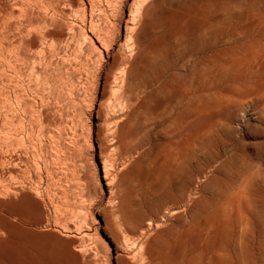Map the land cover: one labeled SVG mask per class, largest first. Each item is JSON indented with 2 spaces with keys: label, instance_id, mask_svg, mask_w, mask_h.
Segmentation results:
<instances>
[{
  "label": "bare ground",
  "instance_id": "1",
  "mask_svg": "<svg viewBox=\"0 0 264 264\" xmlns=\"http://www.w3.org/2000/svg\"><path fill=\"white\" fill-rule=\"evenodd\" d=\"M53 1H55V0H53ZM69 1L70 0H65V1L63 0V2L66 3L65 6L68 5ZM90 1H92V0H90ZM120 1H122V0H120ZM46 2H48V0ZM50 2L52 3V1H50ZM61 2L59 1L58 3L60 4ZM79 2H80V0H79ZM41 3L45 4V0H0V78L2 77V74L6 73V72L2 73V70H3L2 68H3V66L6 67L5 63H6L7 59L11 56V53L15 54L14 58H16L17 62L20 61V58H21L20 55L22 52L21 51L22 50L21 41L25 42L22 39V31H23V27H25L24 22L26 21V18H27L26 13H29L27 11L29 10L28 8H30V7H32L31 8L32 13L35 12L34 8H36V6L41 5ZM48 3H47V6H49ZM51 3H50V5H51ZM80 3L82 4L84 2H82V0H81ZM120 3H118V4H120ZM56 4H57V1H56ZM138 4H139L138 12H140V15L145 16V17L148 16V18H146V19L142 18V21L138 25V28L134 30V32L132 33V36H131L133 39V41H131V42H133V45L135 46L131 50L134 51L135 48H137L136 49V50H138L137 54L134 57L129 58L126 55H123V53L125 54V50H123L124 52L119 50L120 52H123V53L122 54L118 53V54L113 55V57H112V68L110 69L109 72L111 73V70L113 69V65H114L113 63L117 60L118 61L120 60L122 63L121 65H123V66L118 65L121 67L120 71L118 73L114 72V76H113L112 80H110V78L108 77L109 73L107 72L108 76L105 77V79L101 83V91L104 94L107 90L109 83H111V84H113L110 86V87H112V92H111V95L108 96V100L105 102V100H106L105 99L104 100L105 103L103 102L101 104L102 107L100 105H98L99 107L96 111L97 121H100V122L106 124L107 134L105 133L106 136H104V137H106V139H107L106 142L109 143L107 145V147H105V144L104 145L99 144V152L100 153H103V152L106 153V154H104L105 158L101 159L102 160L101 161L102 162V173H103L102 178L104 180L105 187L103 190L100 189V194L97 193L98 192V189H97L96 195L99 194L100 196H99V198L97 196L96 202L98 201V199H99V202H101V200L104 201V204H103L104 206L102 208L104 210H108V212L110 211L109 213H112L111 215H115L116 219L114 220V223L117 220V222H118L117 224H119L123 230H126L124 227L125 225H126V228H127V226L129 227V225H127V222H126V220L128 218H126V215H125V213H126L125 207H126V203H127L126 190L129 188L128 186H131V188L135 189V191L137 192V194H139L140 197H145V198L148 197L149 195H154L155 193H157L156 194V196H157L158 194L162 193L163 191L166 192L165 188H167L168 185L173 186L172 185L173 183L171 184V182H175L176 180H178L176 178L179 177L181 173L185 172L186 169L183 167H186V165H184L183 162L178 163L177 160L181 159L183 156L186 155V153H184V152H188V151H183L182 149H180L183 146L182 140H178L176 142L175 141L176 136H175L174 137L175 142L172 140V138H169L167 140L164 138L166 140V141L164 140L165 144L161 142L162 145L161 144H160V146L157 145V147H155V148L153 147V145L148 146L147 148H149V147L154 148L153 151H150V149L152 150V148L149 149L150 154H148V151H147V153H145L144 151L143 152L140 151L138 148H137L138 152L136 151L137 153L132 152V153L128 154V152H127V154H126V151H124V149H126L127 151L129 149L124 148V146L122 147L121 145H119V142L121 139L120 138V134H121L120 129L122 126V121L124 118H127V116H129V118L131 117L133 120L132 121L130 119L132 121L131 124L134 125L135 119H133V117L139 118V120L141 118L139 116L138 117L134 116V115H137L136 112H137L138 107L140 105L139 106L137 105V107H135L132 104V102H133L132 100L138 99L139 97L136 98V96H137L136 95V96H134L135 98H133V96H131L132 95L131 93H130V95L129 94L126 95L124 92L125 89L123 90V92L121 91L122 86H123L122 84H124V86H125V83H126L125 80L127 78L135 75L137 73V71H142L141 74L145 75V72L143 73L144 70L147 72V69H149L152 65H154L155 63H159L161 61L163 62L166 59H168L169 63H171L169 57H170L171 53H173V51H175V52L177 50L179 51L178 47H181L184 45L189 46L190 45L189 43H191L193 41L196 42L197 39H200L203 36H204V38H208L209 39V40L207 39L208 41H211L212 39L216 38L218 35L228 34L229 37H227V38H229V39H227V42H229V44L217 49L213 54H211L212 57L209 55L211 58L209 59V57H208V60L205 61L204 65L203 64H202L203 66L200 65V68H198L195 72H192V69H191L190 73L192 72V74H191L192 77L189 76V77H191V79L185 78V77H184V79H183V77H182V79H179V80H182L183 83L187 79L188 80L190 79L191 82H189V83H192V85H191L190 90L188 92L187 91L181 92V91L177 90V88L174 89L173 86H175L176 83H175V85H172V87L167 86V84L165 82H164L165 85H161V83H162L161 80H159V81H161L160 82L161 86H159V88L157 87L158 88L157 90L155 89V90L149 92L147 95H145V93H144L145 92L144 88L146 90V88H148V87L146 85H145L146 87H141L142 90L144 91L143 92L141 90V92H143L144 95L146 96L144 98L145 100H144L143 105L149 103V106H150V103H151V105H152V106H150L151 108L152 107L155 108L157 105H159L160 103L163 102L162 101L163 99H161V97H160L162 95L167 99L172 97L173 101L175 99V98L173 99V97L179 98V100H180L179 104L180 105L178 103H175V101L174 102L171 101V103H173V104L175 103V105H174L175 108H177V104L179 105L178 106L179 108L175 112V114L172 111V114H174V115L172 116L171 125H169L170 123H167V128L170 129L169 128V126H170L172 128V132L175 131L176 133H178L177 130L182 131L181 128L182 129L185 128L186 129L185 131H187V133L185 132L186 134H184V135L186 137V141H188L189 146L191 144H193V145L196 144L197 146L199 145V147H201V148H203L202 146H204L205 144H206V146H208L209 141H211V143L209 144V145H211L212 144L211 139L214 138L213 136L215 134L219 133V132L218 133L215 132L216 131L215 129L218 127L216 125V122L217 123L219 122L218 125L222 124L220 122H223V125H221V127H220L222 131H223L222 126L229 125V124H227V125L224 124V121H218L222 117L223 114L225 117L228 116V118L231 120L232 123L238 122L239 120H241L242 118H244L245 116H247L249 114V110L246 109L249 106L247 105V107L244 108L246 105L243 106L240 104L243 102L242 98L244 97L243 100H246V98H245L246 96L254 95L257 93H261V92L264 93V0H140V2H138ZM63 5H62V7H63ZM69 5H70V3H69ZM41 6L44 7L43 5H41ZM71 6H72V3H71ZM54 7H56V6H54ZM62 7H61V9H62ZM87 8H88V6H87ZM93 8H94V6H93ZM131 8H133V7H131ZM52 9H54V8H52ZM67 9L68 8H65L63 11L66 13ZM31 10H29V11H31ZM102 10H104V9H102ZM36 11H38V10H36ZM49 11H51V10H49ZM55 11H57V10H55ZM81 11H82V9H81ZM42 13L44 14L45 12H42ZM60 13H61V11H60ZM62 14H63V12H62ZM62 14H60V15H62ZM66 14L68 15L70 13H66ZM90 14H92V13H90ZM38 15H39L38 16V19H39L40 14H38ZM51 15L52 14H50V16ZM55 15H57V14L55 13ZM67 15H64V17L65 16L67 17ZM33 16L34 15H32L31 18H33ZM24 17H26V18L24 19ZM41 17H42V15H41ZM89 17H90V15H89ZM129 17H130V15H129ZM31 18H29V19H31ZM36 18L37 17H35V19ZM45 18H47V15L45 16ZM45 18H42L41 21H43ZM55 18L56 17L51 18L52 21ZM60 18H62V17H60ZM108 19H110V18L108 17ZM32 20H34V19H32ZM32 20H30V21H32ZM47 20H48V18H47ZM56 20H58V19L56 18ZM69 20L70 19H68V17H67V21H69ZM99 20H101V19H99ZM58 21L57 22L54 21V23L55 22L59 23V25L56 26L57 29H53V27H50L51 29L47 30V32H44V34H46V35H43V37L47 36V37L53 38V39L56 38L57 41H59V43H60L61 41H65V40L67 41V37H70V36H68L69 31L67 32V30L64 27H62L63 23L66 20L64 19L63 21H61V22H63L62 25ZM131 21H132V19H131ZM133 21H134V19H133ZM27 22H29V21H27ZM70 22H72V21L70 20ZM70 22H69V25L71 24ZM39 23L40 22H38V25H39ZM44 23H45V21H44ZM46 23H47V21H46ZM72 23H74V22H72ZM102 23L103 22H101L99 26H101ZM254 23L257 24V28H256V32L253 33V32H250L251 31L250 28L252 27V24L254 25L252 27V29L255 27L256 24H254ZM29 24L33 25L34 23L29 22ZM29 24L27 23V25H29ZM35 24H36V22H35ZM64 24H68V22H66ZM126 24L129 25V23H127V22H126ZM25 25H26V23H25ZM46 25L44 24V26H46ZM74 25H75V23H74ZM128 25H127V28H128ZM133 25H135V24H133ZM54 26H55V24H54ZM66 26H68V25H66ZM77 26H75V27H77ZM104 26H105V24H104ZM110 27L112 28V26H110ZM135 27H137V26H135ZM84 28H86V25L84 26ZM111 28H110V30H112ZM101 29H102V26H101ZM104 29H105V27H104ZM234 29L238 32L237 34L230 32L231 30H234ZM69 30H71V29H69ZM109 31H108V33H109ZM113 31H115L114 26H113L112 32ZM99 32H100V30H99ZM42 33H43V31H42ZM72 33L74 34V32H72ZM76 33H77V30H76L75 34ZM39 34L40 33H38L36 35H39ZM79 34H80V32H79ZM101 34H99V37L101 36ZM103 34H105V33H103ZM110 34L113 35V33H111V31H110ZM31 35H32V33H31ZM69 35H71V34L69 33ZM130 35H131V33H130ZM87 36H89V35H87ZM91 36H93V35H91ZM220 37H222V36H220ZM106 38H105V40H106ZM75 39H76V37H75ZM92 39H94V38H92ZM220 39L221 38L218 39L219 42H220ZM36 40H38V39H36L34 36H32L30 38V43L35 44V43H37ZM108 40H110L109 44H111L113 37H112V39H110V37H109ZM73 41H75V40H73ZM88 41H89V39H88ZM94 41H93V44H94ZM115 41H116V39H115ZM197 41H199V40H197ZM195 42H193V43H195ZM219 42H216V44H218ZM42 43H44V41ZM42 43H40V45ZM46 43H47V41H46ZM68 43L69 42L67 41V44ZM203 43H205V42L203 41ZM23 44L24 43H22V45ZM130 44H128V45H130ZM44 46H43V48L46 47V46L45 47ZM121 46H122V44H120L118 49H120ZM187 46H185V48ZM26 47H27V45H26ZM72 47H73V45H72ZM110 47L111 46L109 45L108 50L110 49ZM37 48H38V46H36V49ZM61 48L62 47L57 48V50L58 49L60 50ZM63 48H64V46H63ZM76 48H77V46H76ZM176 48H177V50H175ZM185 48H182V49L183 50L188 49V48H186V49ZM214 48H216V46H214ZM36 49H34V50H36ZM47 49L45 51H47ZM85 49L83 50L84 53L86 52ZM210 49H212V47ZM41 50H42V48H41ZM49 50L50 49H48V51ZM69 50H70V47H69ZM99 50H101V49H99ZM42 51H44V50H42ZM29 52L30 51H28L27 53H29ZM33 52L34 51H32L31 53L34 54ZM67 52H68V49H67ZM96 52L97 51H95V53ZM100 52H102V50ZM49 53H50V51H49ZM25 54H26V52H25ZM54 54H56V53H54ZM71 54H72V52H71ZM97 54H99V52H97ZM50 55H52V54H50ZM111 55L112 54H110V56ZM175 55H176V53H175ZM178 55H180V54H178ZM33 56L35 57V55H33ZM77 56H78V54H77ZM108 56H109V54H108ZM40 57H42V56H40ZM48 57H49V54H48L47 58ZM172 57H173V55H172ZM172 57H170V58H172ZM178 57H175V58H178ZM23 58H25V56H23ZM27 59H28V57H27ZM31 59H32V57H31ZM39 59H41V58H39ZM173 60H174V57H173ZM173 60H172V62L175 61V60L174 61ZM202 61H203V59H202ZM12 62H13V60H12ZM33 62H35V61H33ZM52 62H53V60H52ZM162 62H161V64H162ZM169 63L167 62V64H169ZM199 64H201V63L199 62ZM12 65H13V63H12ZM104 65H106V64H104ZM116 65L117 64H115V68H116ZM160 66L162 67V65H160ZM195 67H197V66H195ZM100 68L101 67L99 66V69ZM99 69H98V71H101ZM152 69H153V66H152ZM5 70H7V69L5 68ZM20 70H22V67L20 68ZM118 70H119V68H118ZM157 71H158V68H157L156 72ZM18 72H19V70H18ZM156 72H154V73H156ZM163 73H165V72H163ZM147 74H150V72L149 73L147 72ZM186 74H188V72ZM10 75H11V73H10ZM139 75H140V73H139ZM7 76H9L8 73H7L6 77ZM155 76L157 77L159 75H155ZM172 76H170V77H172ZM110 77H111V75H110ZM162 78H164V77H162ZM131 79H133V78H131ZM152 80H153V78H152ZM9 81H12V80H9ZM17 81L19 82V79ZM134 81H136V79ZM139 81L144 82L143 79L138 80V83H139ZM163 81H165V80H163ZM2 82H4V81H2ZM94 82H95V79H94ZM148 82H150V81H148ZM180 82L181 81H179V83ZM10 83H13V82H10ZM6 84H7V81H6ZM94 85H96V84L94 83ZM131 85L134 87L137 85V83L133 82V84L131 83L129 86H131ZM180 85H183L184 86L183 88L185 89L184 84L180 83ZM91 86H93V85H91ZM8 88H9V86H8ZM152 88H154V87H152ZM152 88H150V89H152ZM134 89H136V88L134 87ZM150 89H149V91H150ZM13 90L15 91V89H13ZM125 91L128 92V90H125ZM134 91H136V90H134ZM182 91H184V90H182ZM5 92H6V90H5ZM17 92H18V89H17ZM131 92H132V90H131ZM137 92H139V91L137 90ZM5 94H7V93H5ZM17 94H19V93H17ZM137 94H139V93H137ZM20 95H21V93H20ZM260 95H262V94H260ZM104 96H106V94H104ZM141 96H143V95H141ZM255 96H257V95H255ZM255 96H253V97L255 98ZM251 97L249 99H251ZM258 97L261 98V96H258ZM93 98L94 97L90 98L91 101ZM237 99H240V100H237ZM261 99H263V98H261ZM2 100H4V99H2ZM100 100H101V98H100ZM229 100L234 102V103H232V104L229 103L230 102ZM138 101H141V99H139ZM239 101H241V102H239ZM3 102L4 101H2V103ZM251 102H252V99H251ZM12 103H14V102L12 101ZM20 103H22V101ZM136 103H138V102L136 101ZM136 103H135V105H136ZM163 103H165V102H163ZM168 104H169V102H168ZM256 104L257 103H255V105ZM20 106H21V104H20ZM133 107H135V108H133ZM253 107H252V109H253ZM141 109L142 108L140 107V111H141L140 113H143L145 111V109L143 110V112ZM6 110H7V107H6ZM165 110H163V111H165ZM153 112H150V114L152 115ZM19 113H20V111H19ZM147 113H148V111H147ZM251 113H252V111H251ZM253 113H255V112H253ZM1 114H2V111H0V115ZM155 114H157V113H155ZM161 114L164 115V113H161ZM166 114H168V113H165V115ZM169 114H170V112H169ZM4 115L6 116L7 113H5ZM143 115H145V113L142 114V116ZM154 115H152L153 116L152 120L154 119V117H156ZM12 116H14V115H12ZM152 116H149V117H152ZM18 117H19V115H18ZM149 117H146L147 120ZM163 117L165 118L166 116H162L161 118H163ZM170 117H171V115H170ZM170 117L168 116V118H170ZM11 118H13V117H11ZM144 119H145V117H144ZM165 119H167V118H165ZM142 120H143V118H142ZM150 120L151 119H149L148 121L152 122V120L151 121ZM154 120L156 121V119H154ZM159 120H161L160 117H159ZM163 120L164 119H162L161 121H163ZM137 121H138V119H137ZM144 121H146V119ZM168 121H166V122H168ZM13 122H14V120H13ZM225 122H226V120H225ZM129 123L130 122H128V124ZM137 123L135 125H137ZM156 123H155V125H156ZM164 123L165 122H163L162 124L161 123H159V124L163 125ZM228 123H230V122H228ZM133 125H130V126H133ZM138 125H140V123ZM150 125L151 124H149V126ZM3 127L5 128V126H3ZM103 127H105V126H103ZM231 127H233V126H231ZM7 128H9V127H7ZM220 128L218 130H220ZM16 129H18V128H16ZM98 129H100V125L98 126ZM123 129H125V128H123ZM133 130H134V127H133ZM162 130H163L162 131V133H163L165 130L164 129H162ZM3 132L4 131H2V133ZM172 132L169 131L167 133L169 135L170 133L172 134ZM5 133H7V132H5ZM5 133H3V134H5ZM12 133H15V132H12ZM17 133H19V131ZM122 133H124V132H122ZM165 133H163V134H165ZM12 135L15 136V134H12ZM16 135L19 136L18 134H16ZM0 136H1V133H0ZM122 136H124V135H122ZM178 137H179V135H178ZM217 137H218V135H217ZM128 138H129V136H128ZM179 139H181V138H179ZM217 139L218 140L221 139L220 134H219V137L216 138V140ZM13 140H12V142H13ZM15 141H16V139H15ZM19 141H21V140H18V142ZM160 141H162V140H160ZM213 141L215 142L214 139H213ZM7 143H9V141H7ZM128 144H126V145H128ZM2 145L4 146L5 144H2ZM12 145H14V144H12ZM122 145H123V143H122ZM178 145H180V148L178 147ZM193 145L191 147H193ZM196 145L194 148L201 149V148L197 147ZM200 145H202V146H200ZM214 145H215V143H214ZM154 146H156V144ZM131 147H132V145H130L129 148H131ZM134 147H136V146L134 145ZM134 147H133V150H136V149H134ZM14 148H16V147H14ZM171 148H172V150H170ZM143 150L146 151V148ZM9 151L10 150H8V152ZM0 152H1V150H0ZM8 155H9V153H8ZM2 157L0 159H3ZM11 157H12V155H11ZM19 157L21 158V156H19ZM187 157H189V156H187ZM238 157L239 156L237 155V157H235V158H238ZM5 158H7V157H5ZM5 158L3 159V161L0 160L1 163L4 162ZM13 158H15V157H13ZM232 158H233V155H232ZM235 158H233V160H229V161L224 160L220 163H217L216 165L211 167V169L208 167L210 170L207 171V173H205L204 178L198 184L199 187H197L199 189V191H201L202 193L200 195L198 193V195H197L198 197L196 196V197H193L191 199H189L190 197L188 198V200H190V202H189L190 204L187 207L188 208L187 213H184V214H183V212L177 213V210L180 206L176 210H175L176 206H174V208H170L169 210L168 209L165 210V208H164L165 211H167L168 213H170L172 215V218L174 221H171V222L169 221V220H171V218L170 219H169V217L167 218V215H166L167 212H165V211H164L165 214H163V215L158 213V216L161 215L159 217H155L154 216L155 214H154L153 215L154 217L150 218L152 216L148 215L150 217H146L147 218V221H146V219H143V217L147 211L144 213V210H143L144 208H143L142 209L143 214L140 213L141 215L137 216L136 220H134L135 225H134V221H133L134 228L136 226V230L138 232L135 233L136 234L135 236L133 235L132 239L128 238V237H124V245H123L124 251L121 249H118V248L116 249L117 251H116V257H115V264H132L130 260H134L135 264L137 262L139 264H254V263H252L253 257L250 253L251 246L254 247L253 244L254 245L257 244L258 246L257 245L255 246L256 249H258L260 251V249H259L260 246H261L262 250L264 249V229H263V227H264L263 226V222H264L263 220L264 219L262 218V217H264V215H263L264 212H262L264 210L263 209L264 208V199H262V200L255 199L254 195L256 193L253 194V196H252L251 188H253L254 182H256L258 180L257 176L259 175V173L257 174V172H255V173L253 172L252 169L254 167H250L249 168L250 171L249 172L247 171L249 166L245 167V164H248V163H246V160L248 157L244 159V156H241V160H243V161L236 160ZM9 159H10V157H9ZM238 159H240V158H238ZM5 162H4V165L6 164ZM10 162H12V161H10ZM19 162H20V160H19ZM242 162H245V164ZM247 162L253 163V161L250 162L248 160H247ZM10 164H12V163H10ZM13 164H14V162H13ZM17 164H19V163H17ZM180 164L181 165L183 164L182 165L183 167ZM211 164L209 163L208 166ZM6 165H8V163ZM255 165H256V163H255ZM251 166H254V164ZM14 167H16V166H14ZM25 167H26V165H25ZM204 167H205V169H208L206 166H204ZM1 168H3V166ZM6 168H9V166H7ZM30 168H31V166H30ZM183 169H185V170L183 171ZM1 171H2V169H1ZM66 171H68V169ZM256 171H258V170H256ZM49 172L50 171H48V173ZM9 173H11V172H9ZM51 173H52V171H51ZM252 173H254V174H252ZM67 174L68 173H66V175ZM251 174H252V176H251ZM253 175H256L255 176L256 178H254V179H257V180L254 181ZM95 178H97V177H95ZM5 179L3 182L1 181L0 185L6 181ZM58 180L60 181V179H58ZM262 181H263V178H262ZM262 181H261V183H262ZM66 182H67V180H66ZM181 182H183V181H181ZM6 183L8 185V183H10V182H6ZM53 183H54V181H53ZM185 183H181L182 189L185 187ZM96 184H98V181ZM63 185H65V184H63ZM98 185H96V186H98ZM258 185H260V184L258 183ZM2 186L5 187L6 186L5 183ZM56 186H58V185H56ZM257 186L255 187L256 189H257ZM6 187L9 189L8 186H6ZM99 187L101 188L102 186H99ZM99 187H97V188H99ZM126 187H128V188L126 189ZM11 188H10V190L12 191ZM64 188L65 187L62 186L63 191L65 190ZM67 188H68V186H67ZM6 189L4 188L3 190L5 191ZM14 189H16V188H14ZM256 189L255 190L253 189V190L256 191ZM1 190L2 189H0V191ZM261 190L264 191L263 188ZM4 191H2V192H4ZM63 191H61V192H63ZM69 191L70 190H68V193H69ZM254 191H253V193H254ZM66 192L67 191H65V193ZM93 192H94V190H93ZM130 192H131V194H133L132 193L133 190ZM130 192H128V193H130ZM257 192L259 194V190H257ZM12 193H13V191H12ZM78 193H79V191H78ZM7 194L9 195L10 192L6 193V195ZM56 194H58V193H56ZM67 194H65V195L68 196L69 194L68 195ZM90 194L91 193H89V195ZM93 194L94 193H92V195L90 197L91 199H93V197L95 198V196H93ZM6 195H5V197H6ZM72 195H74V194H72ZM165 195H167V193L164 195L163 194L161 195V199H163V202H164L165 198H166V200L168 199L167 197H165ZM259 195H262V194L260 193ZM70 196H71V194H70ZM133 196H135V195H133ZM15 197H16V195H15ZM140 197H137V198L139 199ZM157 197H156V199H157ZM8 198L10 199V195ZM137 198H136V201H137ZM152 198H154V197H152ZM128 199L130 202V198H128ZM170 199L173 200L174 198L172 199V197H170ZM5 200H7V198ZM53 200H54V198H53ZM56 200H57V204L61 203V202H58L59 201L58 199H56ZM76 200H77V197H76L75 201ZM79 200H80V198H79ZM94 200H92V201H94ZM141 200H142V198L140 199V201ZM146 200H147V198H146ZM49 201H50V199H49ZM52 201H50L51 204H52ZM85 201H87V200H85ZM173 201H175V200H173ZM67 202H68V200H67ZM99 202H97V203H99ZM141 202H143V201H141ZM50 203H45V205L50 204ZM54 203H55V200H54ZM68 203H71V202H68ZM136 203L139 204V202H136ZM144 203H145V201H144ZM150 203H152L151 197H150ZM160 203L157 205L159 206ZM165 203L166 202H164V204ZM185 203H183V204H185ZM0 204H6V202L0 201ZM57 204H55V205H57ZM74 204H76V203H74ZM141 204H142L141 206L145 205V204L143 205V203H141ZM22 205L23 204L21 203V206ZM134 205H137V204H134ZM146 205H147V203H146ZM51 206H53V205H51ZM57 206H59V205H57ZM90 206H93L92 203ZM137 206H139V205H137ZM1 207H2V205H1ZM130 207L131 206H129V208ZM133 207H135V206H133ZM149 207L151 208V206H149ZM159 207H158V209H159ZM163 207H160V208H163ZM56 208H58V207H56ZM84 208L82 210H84ZM59 209L60 208H58V211H59ZM75 209H77V207L74 208V213L76 212ZM146 209H148V208H146ZM158 209H156L155 211H157ZM87 210H88V208H87ZM161 210H163V209H161ZM134 211L137 212L136 210H134ZM68 212H70V210ZM86 212H88V211H86ZM86 212H84V214ZM139 212H141V211H139ZM139 212H137V213H139ZM157 212H155V213H157ZM159 212H160V209H159ZM40 214H42V213L40 212ZM88 214H89V212H88ZM101 214H102V212H101ZM9 215H11V214H9ZM72 216H76V215L72 214ZM72 216H70V217H72ZM48 217H49V215H48ZM87 217H88V215H87ZM106 217H108V216L106 215ZM127 217H128V215H127ZM47 218H46V221L48 220ZM78 218H79V216L77 217V219ZM104 218H105V216H104ZM148 218H150V219H148ZM58 219H59V217H58ZM68 219H69V217H68ZM92 219H93V217L91 216V221H92ZM10 220L5 218L4 216L0 215V223L2 225V228H0V264H62L67 260V256L65 255V249L66 248H67V253H69V255H71L76 260L77 259L79 260L78 255L71 250L74 245L71 246L70 250H68L69 244L72 242V241H70V239L69 240H61L55 235L47 234L48 232L44 233V232L34 231L31 229L22 228L21 224H23V223H21L19 225L17 223H14L15 220H14V222H12V218H10ZM44 220H45V217H44ZM87 220H89V219H87ZM111 220L113 222V218ZM111 220L109 221L110 223H111ZM143 220L146 221V223L142 224ZM94 221H95V219H93V222ZM166 221L168 222V225L166 223V225H165L166 227L165 226L162 227L163 223L165 224ZM57 222H58V220H57ZM59 222H58V224H60ZM62 222H63V218H62ZM93 222H92V224H94ZM124 222H126V224ZM129 222L128 223L131 226H133L131 224V219ZM46 223L48 224V222H46ZM53 224H55V223H53ZM76 224H77V222H76ZM89 224H90L89 222H88V224L86 223L87 226ZM139 224H142L143 226L140 225L141 227H138ZM62 225H65V224L63 223ZM41 226H43V225H41ZM83 226H85V224ZM115 226H113V227H115ZM68 227H69V224H68ZM90 227H92V226H90ZM27 228H29V227H27ZM65 228H67V227H65ZM83 228H85V227H83ZM137 228H140V229L138 230ZM32 229H36V228L32 227ZM60 229H62V228H60ZM71 229H72V227H71ZM85 229H87V228H85ZM94 229H95V227H94ZM118 229H120V228H118ZM41 230H43V229H41ZM152 230L154 231L153 234L151 233ZM65 231H67V230H65ZM87 232L85 231L84 233H87ZM97 232H98V230H97ZM110 233L113 234L114 239H116V237L118 236V234L114 235V233H112V232H110ZM116 233L117 232H115V234ZM4 234H7V236H4ZM128 234L130 237L134 233H132V234L128 233ZM94 235L96 236V234H94ZM98 236H97V238H100ZM125 236H128V235H125ZM81 237L83 238V236H81ZM81 237H79V238H81ZM69 238H71V236H69ZM84 238L86 239L85 236H84ZM91 239L93 241V238H91ZM95 239H96V237H95ZM44 240H53L54 242L57 241L58 245L46 246L44 244L45 242L44 243L42 242ZM73 240H74V238H73ZM119 240L120 239L117 238V241H119ZM87 241H90V239ZM98 241L100 242V244H103V242H101V239H98ZM80 242H83V241H80ZM119 242L121 243V244L120 243L119 244L122 246V242L121 241H119ZM72 243H74V241ZM84 243H86V242H84ZM100 244H97L96 248H98L97 246ZM89 245H85V246H89ZM75 246H76V244H75ZM93 246L91 248H93ZM80 247H81V245H80ZM257 247H259V248H257ZM74 248H77V246ZM103 248H104V246H103ZM92 250H95V249H92ZM107 250H108V248H107ZM107 250L105 251V253L106 252L108 253ZM76 251H78V250H76ZM98 251H100V250H98ZM263 251H260L261 254ZM99 253H101V252H99ZM80 254H81V252H80ZM89 254H90V252H89ZM103 254H104V252H103ZM107 255H105V256L108 257ZM94 256H96V255H94ZM98 256L100 257V254ZM105 256H104V258H105ZM258 256H261L264 258V256H262L260 254L257 255V257ZM85 257H83V258H85ZM87 259H89V257ZM99 259H97V261ZM109 259H110V256H109ZM84 261H85V259H84ZM84 261H83V263L85 264ZM92 261H93V259H92ZM134 261H132V262H134ZM102 262H103V260H102ZM76 264H77V261H76ZM106 264H108V262Z\"/></svg>",
  "mask_w": 264,
  "mask_h": 264
},
{
  "label": "rangeland",
  "instance_id": "2",
  "mask_svg": "<svg viewBox=\"0 0 264 264\" xmlns=\"http://www.w3.org/2000/svg\"><path fill=\"white\" fill-rule=\"evenodd\" d=\"M46 1L47 0H45V4L41 3V5H43L45 8L42 7L41 5L36 6V8H34L35 12L32 13V10H31L32 7H30L28 9L31 10V11L28 10L27 12H29V13H26L28 15V16L26 15L27 18L24 17V19L26 18V21L24 22V26L25 27H23V31L24 32L22 31V39L25 42L21 41V46H22L21 47L22 48L21 51L22 52H21V55H20L21 56L20 61L17 62L16 58H14L15 54L11 53V56H10L11 58L9 57L10 59L8 58L6 63H5L6 67L3 66V68H2L3 69L2 73H4V72H6V73H4L5 75L2 74V77L0 78V87H1L0 88V108H1L0 111H2V114L0 115V131L2 130V131H4L3 133H5V132H7V133H5L6 134L5 135V134L2 133V131L0 132L1 133V136H0V139H1L0 140V150H1L0 158L2 156H3L2 157L3 159L5 157H7L8 159L5 158L4 162L7 160L5 163L6 164L8 163V165H6V164L4 165V162H2L3 163L2 164L1 161H0V164L4 168V169L1 168L2 166L0 165V176H1L0 177V183H1V181L3 182L4 179L6 178L5 179L6 181L4 183H5L6 186L9 187V189L6 186L5 187L2 186V185H4V183H2L0 185V189H2L0 191V195H1L0 196V201L6 202V204H0V215L4 216L5 218H7L9 220H10V218H12V222H14V220H15L14 223H17L19 225L21 223H23V224H21L22 228L31 229V230H34V231L44 232V233L48 232L47 234L55 235L61 240H69L70 239V241H72V242L74 241V243L71 242L72 244L71 243L69 244L68 250H70L71 246L74 245L71 250L78 255L79 260L78 259L76 260L71 255H69V253H67V248H66L65 249V255L67 256V260L64 263H62V264H71V263L72 264H76V261H77V264H84L83 263L84 259H85V261H84L85 264H89V263L90 264H94V263L95 264H102V263L106 264L107 262H108V264H115V257H116V251H117L116 249L117 248L121 249V250L124 249L123 248L124 237H128V238L132 239L133 235L134 236L136 235L135 233L138 232V231L136 230V226L134 228V225H135V221L134 220H136L137 216L141 215L140 213L143 214V212H142L143 210H144V213L147 211L146 212L147 214L146 213L144 214L145 218L143 217V219H146V221H147L146 217H150L148 215L152 216L150 218H153L154 216L155 217H159L161 215L158 216V213L163 215V214H165L164 211L166 209L169 210L170 208H174V206H176L175 210L180 206L178 208V210H177V213H181V212H183V214L187 213V211H188L187 207L190 204L189 203L190 200H188V198L190 197L189 199H191L193 197H196L198 195V193H199V195L202 193L197 188V187H199L198 184L204 178L205 173H207V171H209L211 169V167H213L217 163H220V162H222L224 160L225 161L226 160L227 161L233 160V158L237 157V155L239 156L238 158H240V159H238V158H235V159L236 160H240V161H243V160H241V156H244V159L248 157L247 160L250 161V162L253 161V163L252 162L249 163V162H247V160H246V163H248V164H245V162H242V163L245 164V167L249 166L248 169L246 168L247 171L248 172L250 171V169H249L250 167H254L252 169L253 172L254 173L257 172V174L259 173V175L257 176L258 180L254 179V178H256L255 176L257 174L253 175L254 176L253 177L254 181L255 180H257V181L254 182L253 188H251L252 196H253V194L256 193L254 195L255 199H257V200L264 199V195H263L264 191L261 190L262 188L264 189V103H263L264 102V93L261 92V93H257V94H254V95L246 96L245 97L246 100H243L244 97L242 98V101H243L242 103L243 104L242 103H240V104L243 105V106L246 105L244 108H246L247 105L249 106V107L246 108V109L249 110V114L247 116H245L244 118H242L241 120H239L238 122L232 123L231 120L228 118V116L225 117L224 114L223 115L221 114L222 117L224 116L223 118L221 117L223 120L220 118L218 121H224V124H226V125L229 124V125L222 126V129H223V131H222L220 127H221V125H223V122H220V123H222L220 125H218L219 122L218 123L216 122V125L220 128L221 131L218 130L219 128L216 126L218 129L215 127L216 128L215 132L216 133L219 132V133L215 134L213 136L214 137L213 139L215 140V142L213 141V139H211L213 145L212 144L209 145L211 143V141H209L208 142L209 144L207 143L208 146H206V144L204 146L200 145L203 148L199 147V145L197 146L196 144H194V145L191 144L189 146L188 141H186V137L184 135V134L187 133V131H185L186 130L185 128H183V129L181 128L182 131L177 130V132L179 133L178 134L175 131H173L174 132L173 133L172 132V128L169 126V125H171L172 116L178 110V108H179L178 106L180 105L179 104L180 100H179L178 97L177 98L173 97V99L175 98L174 99L175 103L179 104V105L177 104V108H175V106H174L175 103L174 104L171 103V101L174 102L172 100V97L167 99L163 95H162L163 97L162 96H160V97H161V99H163L162 101L165 102V103L162 102L159 105H157L155 108L154 107H152V108L150 107V106H152L151 103H150V106H149V103L143 105L144 100H145L144 98L146 97L145 95H147L149 92H151V91H153L155 89L157 90L159 88V86L165 85L164 82L167 84V86H170V87H172V85H175V83H176V85L173 86L174 89L177 88V90H179L181 92H186V91L188 92L190 90L191 85H192V83H189V82H191L190 79L192 77V75H191L192 72H195L198 68H200V65L203 66L205 61L208 60V57L210 59L212 57L211 54H213L217 49L229 44V42H227V39H229V38H227V37H229L228 34L218 35L216 38H214L212 40L210 39L211 41H208L209 39L208 38H204V36H203L202 38L197 39L199 41L196 40V42L193 41L195 43H193V42L189 43L191 46L188 44L189 46L184 45V46L178 47L179 51L176 48L175 50H177L178 52L177 51L176 52L173 51V53H171V55H170V57H172V55H173L175 61L173 60V57L172 58L169 57L171 63H169L168 59H166L167 61L166 60H164L163 62L161 61L162 64H161V62L155 63V64L153 63L154 64V65H152L153 69H152V66L149 69H147V72L148 73L150 72V74H147V72L145 70L143 71V73L145 72V75L141 74L142 71H137V73L135 75L129 77L130 79L127 78L126 79L127 81L125 80V82H126L125 86H124V84H122L125 87L124 88L122 86V90H121L122 92L125 89V90H128V92L124 90L126 95H128V94L130 95V93H131L132 94L131 96H133V98H135L134 96H136V95H137L136 98L139 97L138 99H133L132 101L134 103L132 102V104L135 107H137V105L138 106L140 105L138 107L137 112H136L137 115H134V116L141 117L140 120H139V118L133 117V119H135L134 123L136 124L138 122L137 125L131 124L133 120H132L131 117L129 118V116H127V118L123 119V121L125 123L122 121V126H121L122 130L120 129V131H121L120 138L121 139H120L119 145H121L122 147L124 146V148H128L129 149L128 151L126 149H124V151H126V154H127V152H128V154H130L132 152L133 153H137L138 149L140 151H142V152L144 151L145 153H147V151H148V154H150L149 153V149L152 148V147L147 148L148 146L153 145V147L155 148V147H157V145L160 146V144L162 145V143L165 144V141L167 139H169V138H172L173 141L176 138L177 139V140L175 139L176 142L178 140H182V143H183L182 147L183 148L182 147L180 148V145H178V147L180 149H182L183 151H188V152H184V153H186V155H185L186 157L187 156H189V157L186 158L185 156H183L181 159L177 160L178 163H182L183 162V164L186 165V167H183L182 166L183 164L182 165L180 164L183 168L186 169V170L183 169V171L185 170V172L182 171L183 173H181L182 175L180 174V176H179L180 178L179 177L176 178V179H178V180L175 181L176 183L175 182H171V184L173 183L172 184L173 186L168 185L167 188H165L166 192L163 191L162 193L158 194L157 195L158 197L156 196L157 193H155L154 195H149L148 197H146L147 198V200H146L145 197H140L139 194H137V192L135 191V189L131 188V186H128L129 188L126 187V189L128 188L129 190L128 189H127L128 191L126 190V193H127V195H126V198H127L126 207L127 208L125 207V210H126L125 211L126 212L125 215H126V218L129 219V220L128 219L126 220L127 225H129V227L127 226V228H126V225H125L124 227H125L126 230H123L120 227V225L117 224L118 223L117 220L114 223V220L116 219L115 215H111L112 213H109L110 211L108 212V210H104L102 208L104 206L103 205L104 201L101 200V202H99V199H98L97 202H99V203L96 202L97 196H98V198L100 196L99 195L100 194V189L103 190L104 187H105L104 180L102 178L103 173H102V162H101L102 160L101 159L105 158L104 154H106V153L105 152H103V153L99 152V144H101V145L105 144V147H107V145L109 144L108 142H106L107 141L106 137H104L107 134L106 124L102 123L100 121H97V119H96V111H97V109L99 107L98 105L101 106V104L104 102L105 99H106L105 100V102H106L108 100V96L111 95V92H112V87H110V86L113 85V84L109 83V85L107 87L108 91L106 90V92L104 93V94H106V96H104V94L101 91V83H102V81L105 79V77L108 76V73H109L108 77L110 78V80H112L113 76H114V72L118 73L120 71V68H121L118 65H121L122 63H121L120 60L119 61L117 60V61H115L113 63L114 64L113 65V69L111 70L112 74L109 72L110 69L112 68V57H113V55L118 54V53L122 54L124 52L123 50H125V54L123 53V55H126L129 58L134 57L137 54V51H138V50H136L137 48H135L134 51L131 50L133 47H135L133 45V42H131V41H133L131 36H132V33L134 32V30L138 28V25L141 23L142 18L146 19V18H148V16H146V17L145 16H141L140 12H138V7H139L138 2H140V0H122V1H120V0H113V1L112 0H92V1H90V0H85V1L82 0V2H84L82 4L80 3L81 0H80V2H79V0H75V1L74 0H72V1L70 0L69 1L70 5L68 3L69 6L66 5L67 7L65 6L66 3L63 2V0H55V1L50 0V1H52V3L54 2L53 3L54 5L49 0H48L49 3L46 2ZM56 1H57V4H56ZM59 1L60 2L62 1V2L59 4L58 3ZM47 3H48L49 6H47ZM50 3H51V5H50ZM71 3H72V6H71ZM118 3H120V4H118ZM62 5H63V7H62ZM54 6H56V7H54ZM87 6H88V8H87ZM93 6H94V8H93ZM61 7H62V9H61ZM131 7H133V8H131ZM52 8H54V9H52ZM65 8H68L66 13H70V14H68L69 16L63 11ZM81 9H82V11H81ZM102 9H104V10H102ZM36 10H38L39 12L36 11ZM49 10H51V11H49ZM55 10H57V11H55ZM60 11H61V13H60ZM42 12H45V13L43 14ZM62 12H63V14H62ZM55 13L57 15H55ZM90 13H92V14H90ZM38 14H40V18L39 19H38V16H39ZM50 14H52L51 15L52 17L50 16ZM60 14H62L63 16L60 15ZM32 15H34L33 18H31ZM41 15H42V17H41ZM44 15L45 16L47 15L48 20H47V18H45ZM64 15H67L68 19H70L72 22H74L75 25H74V23L70 22V20L67 21V17L65 16L66 17L65 18ZM89 15H90V17H89ZM129 15H130V17H129ZM53 16L56 17L59 21L56 20V18L53 19V21H52L51 18H54ZM35 17H37V18L35 19ZM60 17H62V18H60ZM108 17L110 19H108ZM29 18H31V19H29ZM42 18H45L46 20L44 19L43 21H41ZM32 19H34V20H32ZM62 19L63 20L65 19L66 21L64 23L68 22V24H64L63 22H61V21H63ZM99 19H101V20H99ZM131 19H132V21H131ZM133 19H134V21H133ZM30 20H32V21H30ZM27 21L33 22L34 24L36 22V24L35 25L34 24L31 25L32 23L29 24V22H27ZM37 21L40 22L39 25H38ZM44 21H45V23H44ZM46 21H47L48 24L46 23ZM54 21L60 22L61 25L63 23L62 27H64L67 30V32L69 31L68 32V36H70V37H67V41L69 42L68 44H67L66 40L65 41H61L59 43V41H57L56 38H55L56 39L55 40V39L49 38L47 36L43 37V35H46V34H44V32H47V30L51 29L50 27H53V29H57L56 26L59 25V23H56V22L54 23ZM69 22L71 23L70 25H69ZM101 22H103L101 24L102 29H101V26H99ZM126 22L129 23V25L126 24ZM25 23H26V25H27V23L29 25L26 26ZM53 23L55 24V26H54ZM44 24L45 25L47 24V25L44 26ZM104 24H105V26H104ZM133 24H135V25H133ZM254 24H256V23H254ZM66 25H68V26H66ZM85 25H86V28H84ZM127 25H128V28H127ZM75 26H77L78 28L75 27ZM103 26L105 27V29H104ZM110 26H112V28ZM113 26H114V30L115 31L112 32ZM135 26H137V27H135ZM253 26L254 25L252 24V27ZM80 27L81 28L83 27V28L81 29ZM109 27L112 30H110ZM252 27L250 28V30H251L250 32H253V33L256 32L257 24L255 25V27L253 29H252ZM69 29H71V30H69ZM76 30H77V33L75 34ZM99 30H100V32H99ZM107 30L108 31L110 30L111 33H113V35L110 34V31L108 33ZM42 31H43V33H42ZM34 32L36 34H38V33H40V34L36 35ZM72 32H74V34ZM79 32H80V34H79ZM230 32L235 33V34L238 33L235 29L231 30ZM31 33H32V35H31ZM69 33L71 35L72 34L73 35L71 36V35H69ZM103 33H105V34H103ZM130 33H131V35H130ZM99 34H101L100 37H99ZM87 35H89V36H87ZM91 35H93V36H91ZM32 36H34L36 39H38V40H36L37 43H35V44H31L30 43V38ZM220 36H222V37H220ZM75 37H76V39H75ZM109 37H110V39H112V37H113V40H112L113 42L111 41V44H109L110 43V40H108ZM92 38H94V39H92ZM105 38H106L107 41L105 40ZM219 38H221L220 42L218 40ZM88 39H89V41H88ZM115 39H116V41H115ZM73 40H75L76 42L73 41ZM43 41H44V43H42ZM46 41H47V43H46ZM93 41H94V44H93ZM203 41L205 43H203ZM216 42H219V43L216 44ZM22 43H24V44L22 45ZM40 43H42V44L40 45ZM120 44H122L123 47L121 46V48L118 49ZM128 44H130V45H128ZM26 45H27V47H26ZM62 45L64 46V48H63ZM72 45H73V47H72ZM75 45L77 46V48H76ZM109 45L112 48L110 47V49L108 50ZM213 45L216 46V48H214ZM36 46H38L37 49H36ZM43 46L45 48H43ZM185 46H187L186 47V48H188L187 50H183L182 49V48H185ZM40 47L44 51L47 48L50 49L49 50L50 53H49L48 49H47V51L44 52V51L41 50ZM60 47H62V48L60 50L59 49L57 50V48H60ZM69 47H70V50H69ZM211 47H212V49H210ZM34 49H36V50H34ZM67 49H68V52H67ZM84 49L86 51L85 53L83 52ZM99 49H101L102 52H100L101 50H99ZM119 50L123 51V52H120ZM28 51H30V52L27 53ZM32 51H34L33 52L34 54L31 53ZM95 51L99 52V54H97V52L95 53ZM25 52H26V54H25ZM43 52L45 54L46 53L47 54L45 55ZM53 52L56 53V54H54ZM71 52H72V54H71ZM175 53H176V55H175ZM48 54H49L48 58L50 60L47 58ZM50 54H52V55H50ZM77 54H78V56H77ZM108 54H109V56H108ZM110 54H112V55L110 56ZM178 54H180V55H178ZM33 55H35V57L37 59ZM23 56H25L26 59L23 58ZM40 56H42V57H40ZM27 57H28V59H27ZM31 57H32V59H31ZM175 57H178V58H175ZM39 58H41V59H39ZM202 59H203V61H202ZM12 60H13V62H12ZM52 60H53V62H52ZM172 60L174 62H172ZM33 61H35V62H33ZM100 61L101 62L103 61V62L101 63ZM167 62L169 64H167ZM199 62L201 64H199ZM12 63H13V65H12ZM103 63L106 64V65H104ZM115 64H117L116 68H115ZM160 65H162V67ZM99 66L101 67L100 69H99ZM121 66H123V65H121ZM195 66H197V67H195ZM21 67H22V70H20ZM156 67L158 68L157 72H156V70H157ZM5 68L7 70H5ZM118 68H119V70H118ZM98 69L101 70V71H98ZM191 69H192V72L190 73ZM18 70H19V72H18ZM138 72L140 73V75H139ZM154 72H156L157 74L154 73ZM163 72H165V73H163ZM187 72H188V74H186ZM7 73H8L9 76L6 77ZM10 73H11V75H10ZM110 75H111L112 78L110 77ZM155 75H159V76L156 77ZM170 76H172V77H170ZM189 76H191V77H189ZM162 77H164V78H162ZM182 77H183V79H184V77L185 78H190V79L189 80L187 79L183 83L182 80H179V79H182ZM131 78H133V79H131ZM152 78H153V80H152ZM18 79H19V82L17 81ZM94 79H95V82H94ZM135 79H136V81H134ZM142 79H143V81L146 79L145 80L146 82L145 81L144 82L139 81V83H138V80H142ZM1 80L4 81V82H2ZM9 80H12V81H9ZM159 80L162 81L161 85H160L161 81H159ZM163 80H165V81H163ZM6 81H7V84H6ZM148 81H150V82H148ZM179 81H181L180 82L181 84L185 85V89L183 88L184 87L183 85H180ZM10 82H13V83H10ZM133 82L137 83V85H138V86L137 85L134 86L136 89H134V87L132 85L129 86L131 83L133 84ZM94 83L96 85H94ZM151 84L152 85L154 84V85L152 86ZM91 85H93V86H91ZM145 85L148 88H146V90L144 88V91H145L144 92L141 87H146ZM8 86H9V88H8ZM149 87L150 88L154 87V88L150 89ZM13 89H15V91ZM17 89H18V92H17ZM130 89L132 90V92H131ZM149 89H150V91H149ZM5 90H6V92H5ZM134 90H136V91H134ZM137 90L139 92H137ZM141 90L145 93V95H144L143 92H141ZM182 90H184V91H182ZM136 92L139 93V94H137ZM5 93H7V94H5ZM17 93H19V94H17ZM20 93H21V95H20ZM260 94H262L263 96L260 95ZM141 95H143V96H141ZM255 95H257V96H255ZM253 96H255V98ZM258 96H261V98H263V99H261ZM92 97H94V98L91 101L90 98H92ZM250 97L252 99V102H251V99H249ZM1 98L4 99V100H2ZM100 98H101V100H100ZM139 99H141V101H138ZM11 100L14 103H12ZM237 100H240V99H237ZM2 101H4V102L2 103ZM21 101H22L23 104L20 103ZM136 101L138 103H136ZM168 102H169V104H168ZM239 102H241V101H239ZM135 103H136V105H135ZM229 103L232 104L234 102L230 101ZM255 103H257V104L255 105ZM20 104H21V106H20ZM6 107H7V110H6ZM135 107H133V108H135ZM140 107L142 108L141 109L142 112H143L144 109H145V111L148 109L147 110L148 113H147V111L146 112L144 111L143 113H140L141 112L140 111ZM252 107H253V109H252ZM163 110H165V111H163ZM19 111H20V113H19ZM153 111L155 113H157V114H155ZM172 111H173L174 114H172ZM251 111H252V113L253 112H255V113L252 114ZM150 112H153L152 115L155 114L154 116H156V117H154V119H156V121L154 119L152 120L153 116L150 114ZM169 112H170V114H169ZM5 113H7L6 116L4 115ZM144 113H145V115L142 116V114H144ZM161 113H164V115H162ZM165 113H168L169 115L168 114L165 115ZM12 115H14V116H12ZM18 115H19V117H18ZM167 115L169 117L171 115V117L168 118ZM149 116H152V117H149ZM162 116H166L165 118H167L169 121L167 119H165L164 117L161 118ZM11 117H13V118H11ZM144 117H145L146 121H144L145 120ZM146 117H149L148 120L151 119L153 123L149 122ZM159 117H160L161 120L162 119H164V120L163 121L159 120ZM142 118H143V120H142ZM137 119H138V121H137ZM13 120H14V122H13ZM165 120L168 121V122H166ZM225 120H226V122L227 121L230 122L232 125L230 123H228V122L226 123ZM128 122H130V123L128 124ZM158 122L161 123V124L163 122H165V123L163 125H160ZM139 123H140V125H138ZM155 123H156L157 126L155 125ZM167 123H170L168 125L170 129L167 128ZM149 124H151V125L149 126ZM99 125H100V129L101 130L98 129ZM130 125H133V126H130ZM3 126H5V128ZM103 126H105V127H103ZM231 126H233V127H231ZM7 127H9V128H7ZM133 127H134V130H133ZM16 128H18V129H16ZM123 128H125V129H123ZM162 129L165 130L163 132V133L166 132L165 134L162 133V131H163ZM18 131H19L20 134L17 133ZM169 131H171L172 134L170 133L168 135L167 132H169ZM12 132H15V133H12ZM122 132H124V133H122ZM11 133L15 134V136H13ZM16 134H18L19 136H17ZM177 134L179 135V137H178ZM219 134H220V137H221V139H220L221 141L218 140V139L216 140V138L219 137ZM122 135H124V136H122ZM217 135H218V137H217ZM128 136H129V138H128ZM179 138H181V139H179ZM11 139L12 140L14 139L13 142H12ZM15 139H16V141H15ZM18 140H21V141L18 142ZM160 140H162V141H160ZM7 141H9V143H7ZM121 142L123 143V145H122ZM213 142L215 143V145H214ZM2 144H5V145L3 146ZM12 144H14V145H12ZM126 144H128V145H126ZM155 144H156V146H154ZM130 145H132V147H131L132 149L129 148ZM134 145L136 147H134ZM192 145H193V147H191ZM195 145L197 147L201 148V149L194 148ZM14 147H16V148H14ZM133 147L136 150H133ZM142 148L143 149L146 148V151L143 150ZM154 148H152V150L150 149V151H153ZM8 150H10V151L8 152ZM170 150H172V148ZM8 153H9V155H8ZM11 155H12V157H11ZM232 155H233V158H232ZM19 156H21L22 159ZM9 157H10V159H9ZM13 157H15V158H13ZM3 159H0V160L3 161ZM19 160H20V162H19ZM10 161H12V162H10ZM13 162H14V164H13ZM10 163H12V164H10ZM17 163H19V164H17ZM209 163L210 164L212 163L213 165L211 164V165L208 166ZM255 163H256V165H255ZM253 164H254V166H251ZM25 165H26V167H25ZM7 166H9V168H6ZM14 166H16V167H14ZM30 166H31V168H30ZM204 166H206L207 168L209 167L210 169L209 168L205 169ZM1 169H2V171H1ZM67 169H68L69 172L66 171ZM255 169L258 170V171H256ZM48 171H50L49 172L50 174L48 173ZM51 171H52V173H51ZM9 172H11V173H9ZM66 173H68V174L66 175ZM254 173H252V174H254ZM252 174H251V176H252ZM95 177H97V178H95ZM262 178H263V181H262ZM58 179H60V181ZM66 180H67V182H66ZM96 180L98 181V184L100 183L99 185L96 184L97 183ZM53 181H54V183H53ZM181 181H183V182H181ZM261 181H262V183H261ZM6 182H10V183H8V185H7ZM181 183H185V187L183 189L181 187ZM258 183L261 186L258 185ZM63 184H65V185H63ZM56 185H58V186H56ZM96 185H98V186H96ZM62 186L65 187L64 191L62 190ZM67 186H68L69 189L67 188ZM99 186H102V187L100 188ZM256 186H257V189L255 188ZM3 187L5 189L7 188L5 190L6 192L3 190L4 189ZM97 187H99V188H97ZM10 188L12 189L13 193L10 190ZM14 188H16V189H14ZM97 189H98L97 193H99L98 195H96ZM131 189L133 190V192H132L133 194H131V192H130V191H132ZM253 189L254 190L256 189V191H254ZM68 190H70L69 193H68ZM93 190H94V192H93ZM257 190H259V194L261 193L262 195H259ZM2 191H4V192H2ZM61 191H63V192H61ZM65 191H67V192L65 193ZM78 191H79L80 194L78 193ZM253 191H254V193H253ZM9 192H10V194H9L10 195V199L8 198L9 195L8 194H7L8 196L6 195V193H9ZM128 192H130V193H128ZM56 193H58V194H56ZM89 193H91V194L89 195ZM92 193H94L93 196H95V198L93 197V199L90 198ZM166 193H167V195H165V197L168 198L167 199L168 201L165 198L164 202H166V203L164 204L163 199H161V195L162 194L164 195ZM65 194H67L69 197L66 196ZM70 194H71V196H70ZM72 194H74V195H72ZM5 195H6V197H5ZM15 195H16V197H15ZM133 195H135V196H133ZM76 197H77V200L75 201ZM137 197H140V198L138 199ZM150 197H151V202L152 203H150ZM152 197H154V198H152ZM156 197H157V199H156ZM170 197H172V199L174 198L173 200H175V201L171 200ZM6 198H7V200H5ZM53 198L55 200V203H54ZM79 198H80V200H79ZM128 198H130V202H129ZM136 198H137V201H136ZM141 198H142L141 201H143V202L140 201ZM49 199H50V201L53 200L52 204L50 203ZM56 199L59 200L58 202H61L60 204L63 207L60 204H57V200ZM67 200H68V202H71L72 204L68 203ZM85 200H87V201H85ZM92 200H94V201H92ZM144 201H145V203H144ZM136 202H139V204L136 203ZM158 202L159 203L161 202L160 205L162 204L161 206L159 205L160 207H163V206L164 207L160 208L157 205V204H159ZM21 203L23 204L22 206H21ZM45 203H50L53 206H51L50 204H46L45 205ZM74 203H76V204H74ZM91 203H92L93 206H90ZM141 203H143V205L144 204L146 205V203H147V205L146 206L145 205L141 206L142 205ZM183 203H185V204H183ZM55 204H57L59 206H57ZM134 204H137L139 206L134 205ZM1 205H2V207H1ZM74 205L77 207V209H75V211H76L75 213H74V208H76V207ZM132 205L135 206V207H133ZM129 206H131V207L129 208ZM149 206H151V208ZM56 207L60 208L59 211H58V208H56ZM158 207L160 209V212H159ZM83 208H84V210H82ZM87 208H88V210H87ZM146 208H148V209H146ZM164 208H165V210H164ZM156 209H158L157 210L158 212L155 211ZM161 209H163V210H161ZM65 210L66 211L70 210V212H68V211L66 212ZM134 210H136L137 212H139V211H141V212L137 213ZM86 211H88L90 215ZM40 212L42 214H40ZM84 212H86V213L84 214ZM101 212H102V214H101ZM155 212H157V213H155ZM165 212H167V211H165ZM262 212H264V210ZM9 214H11V215H9ZM72 214H74L76 216H72ZM48 215H49V217H48ZM87 215H88L89 218L87 217ZM106 215L108 217H106ZM127 215H128V217H127ZM166 215H167V218L168 217H169V219L171 218V220H169L170 222L174 221L173 218H172V215L170 213L167 212ZM70 216H72V217H70ZM78 216H79V218L77 219ZM91 216L93 217V219H95L94 222H93V219L91 221ZM104 216H105L106 219L104 218ZM44 217H45V220H44ZM58 217H59V219H58ZM61 217L63 218V222H62V218ZM68 217H69V219H68ZM46 218L48 219L47 221H46ZM112 218H113V222L111 220ZM150 218H148V219H150ZM262 218L264 219V217H262ZM87 219H89L90 221L87 220ZM130 219H131V224L132 225H133V221H134V225L133 226H131L129 224L130 223L129 222ZM57 220H58V222L60 221L59 222L60 224H58ZM110 220H111V223L113 225L109 222ZM75 221L77 222V224H76ZM87 221L90 223L89 225L92 226L93 228L90 227L89 225L88 226L86 225V223L88 224ZM146 221L143 220L142 224L146 223ZM167 221L165 222V224L163 223L162 227H164L166 225V223L168 225L169 221L168 222ZM46 222H48V224ZM92 222L94 224H92ZM126 222H124V223L126 224ZM53 223H55V224H53ZM63 223L66 226L62 225ZM68 224H69V227L70 226L72 227V229H71V227L70 228L68 227ZM84 224H85V226H83ZM142 224H139L138 227H141L140 225H142ZM41 225H43V226H41ZM113 226H115V227H113ZM263 226H264V222H263ZM27 227H29V228H27ZM32 227H35L36 229H32ZM59 227L62 228V229H60ZM65 227H67V228H65ZM83 227H85L87 229H85ZM94 227H95V229H94ZM0 228H2L1 223H0ZM118 228H120V229H118ZM41 229H43V230H41ZM137 229L139 230L140 228H137ZM263 229H264V227H263ZM65 230H67V231H65ZM97 230H98V232H97ZM83 231L84 232L88 231V232L84 233ZM109 231L114 233V235L118 234L116 239L113 238L114 237L113 234H111ZM115 232H117V233L115 234ZM127 232L131 233V234L134 233V234H132V235L130 234L131 236L129 237V234ZM153 232L154 231L152 230L151 233L153 234ZM94 234H96V236ZM77 235L79 237L83 236V238L82 237L79 238ZM125 235H128V236H125ZM4 236H7V234H4ZM69 236H71V238H69ZM84 236L86 237V239L84 238ZM97 236L100 237V238H97ZM95 237H96V239H95ZM73 238H74V240H73ZM91 238H93V241H92ZM117 238L120 239L119 241L122 242V246L120 245L121 243L119 241H117ZM89 239H90V241H87ZM98 239H101V242H103V244H100ZM80 241H83V242H80ZM42 242L43 243L45 242L44 244L46 246L58 245L57 241L54 242L53 240H44ZM84 242H86V243H84ZM75 244H76L77 248H74V247H76ZM97 244H100V245L97 246L98 248H96ZM80 245H81V247H80ZM85 245H89V246H85ZM256 245L257 244H255V245L253 244L254 247L251 246V249H250V253H251L252 257H253V260H252L253 262L252 263H254V264H259V263L263 264L264 263V258L261 257V256L257 257V255L260 254V255L264 256V251H263L264 249L262 250L260 245H259L260 248L257 247V248L260 249V251H263L262 254H261V252L258 249L255 248ZM92 246H93V248H91ZM103 246H104V248H103ZM107 248H108V250H107ZM92 249H95L96 251L92 250ZM97 249L100 250V251H98ZM76 250H78V251H76ZM106 250L108 251V253L106 252L108 255L105 253ZM102 251L108 257H106L103 254ZM80 252H81V254H80ZM89 252H90V254H89ZM99 252H101V253H99ZM99 254H100L101 258L98 256ZM102 254L105 256L106 259L104 258V256ZM94 255H96V256H94ZM109 256H110V259H109ZM83 257H85V258H83ZM88 257H89V259H87ZM92 259H93V261H92ZM97 259H99V260L97 261ZM102 260H103V262H102ZM130 261H131L132 264L133 263L135 264L134 260H130ZM132 261H134V262H132ZM136 264H139V263L137 262Z\"/></svg>",
  "mask_w": 264,
  "mask_h": 264
}]
</instances>
